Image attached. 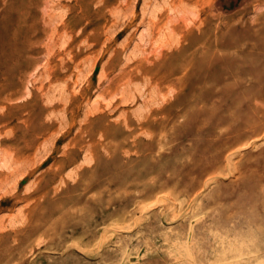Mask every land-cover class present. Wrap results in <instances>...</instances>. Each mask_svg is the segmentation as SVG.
<instances>
[{
    "label": "rangeland",
    "instance_id": "rangeland-1",
    "mask_svg": "<svg viewBox=\"0 0 264 264\" xmlns=\"http://www.w3.org/2000/svg\"><path fill=\"white\" fill-rule=\"evenodd\" d=\"M0 264H264V0H0Z\"/></svg>",
    "mask_w": 264,
    "mask_h": 264
},
{
    "label": "bare ground",
    "instance_id": "bare-ground-1",
    "mask_svg": "<svg viewBox=\"0 0 264 264\" xmlns=\"http://www.w3.org/2000/svg\"><path fill=\"white\" fill-rule=\"evenodd\" d=\"M151 83V82H150ZM157 85H158V83H157ZM156 86V85H155ZM157 87V86H156ZM159 88V87H158ZM152 182V181H151ZM159 204V203H158ZM142 211H144V210H142ZM179 216V215H178ZM181 216V215H180ZM140 219V218H139Z\"/></svg>",
    "mask_w": 264,
    "mask_h": 264
}]
</instances>
